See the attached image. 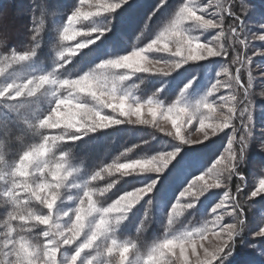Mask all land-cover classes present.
<instances>
[{"label":"rangeland","instance_id":"1","mask_svg":"<svg viewBox=\"0 0 264 264\" xmlns=\"http://www.w3.org/2000/svg\"><path fill=\"white\" fill-rule=\"evenodd\" d=\"M136 1L137 0H128V3L121 4L119 8L110 10L111 4L118 2V0H83V3H81V0H54L53 3L55 4L54 6L58 11V14L65 17V19L62 21V24L58 28L56 34L51 37L50 47L54 52L51 54V58H49L48 62H46L47 59L44 58L42 59L32 57L29 61L11 63V66L7 67L4 76L0 77V85L9 82L13 78L27 79L33 75L51 72L53 69H56V75L60 79H79L83 74H86L89 71L97 70V65L99 63H103L106 59L116 58L120 55H131L133 51H136L140 48H146L147 45L153 42L159 33L168 26L170 21L175 17V14L179 8L188 3V0H185L181 5H179L169 19H167V15L165 13L161 15L158 24L156 25V29L148 35H136L135 32H129L127 29H123L120 34L121 36L119 37V44L116 42L114 43V47L117 48L119 46L117 53L94 63L93 59L102 55V50H99L98 48L94 49L99 43L101 37L97 32L93 31V29L96 27L92 24L90 25V23L96 18L111 12L122 11V13L128 12V14H130L128 8L133 4V2ZM141 2L142 1L139 3ZM194 4L198 9V15H203L204 18L213 19L214 21L220 20L222 18L223 28L200 31L198 26L187 23L185 24L186 31L189 35L199 36L201 42H211L212 46L214 47L222 44L226 49V55L208 57L203 61H189L188 64L183 65L181 68L171 71L168 76H164L161 72L157 71L159 68L168 70L167 65L163 63L164 60L173 61L177 59L168 52L152 51L144 53V55L147 56V60L142 61L141 63L144 67L150 69V71L147 73L134 72L130 69H113L112 71L116 72L118 75H128L127 80L123 82H117V94L121 95L123 93H130L131 95L127 103L134 105L136 102H139V104L144 105V107L141 109L139 117L134 114V110L131 116H123L120 115L118 109L113 111L111 108H104L102 110L103 115L113 119H119L122 121V123L113 124L107 128L99 129L98 131L90 133L88 137L84 138L89 139L93 135L99 134L117 126H121L122 124L148 126L155 128L174 142L178 143L179 147L186 154V152L194 149V147L203 146L204 144L216 139L220 134L226 133V146L221 149L220 155L216 158H202L204 160L201 161L202 159H197L194 156L186 158V156H184L185 154H181L180 152L175 158H171L168 161L167 167L164 168V170L160 173L143 171L140 174H133L136 176H147L146 181H141L142 184L140 187L145 186L154 178L158 181L152 192L144 194L140 201L134 205L131 212L127 214V219L121 223L118 229V232H120L124 228L126 223L129 222V219L132 218L133 214L141 206L144 200L152 196L158 197V199L152 205L151 213L152 215H155L156 222L162 225L161 229L164 235L160 239L154 241L144 250L149 249L152 245L166 238L170 239L173 236L180 235L186 231H193L205 225H207L211 231L206 234L207 238L203 241H200V243H202L204 248H207L209 252H214L215 247L220 243V239L212 234V232L219 231L220 226L226 228L228 224L235 223L240 234L236 210L235 212L232 211L233 207L238 204V196L236 195L238 189L232 190L230 185L232 177L231 179H228L229 173H225L223 175V183L219 188H210L204 193L203 196L199 198V200H195L193 208L177 209L179 214H173L171 209L176 207L177 202L183 205L190 201H194L195 198L193 194L197 189L195 186H193L190 192L186 191L189 188V185L192 184L193 181H196L197 184H203V181L199 180L200 176H205V180L211 182V176L205 175L207 169L216 164V161L220 160L221 157H224L223 163L227 162L229 151L228 141L231 140L233 131L236 133V139L232 141V145L233 150L237 153V165L240 161V137L245 135L246 131L251 132V135L246 137L247 146L245 150H247L249 144L251 141H253L257 149L264 153V41L258 39L260 35H264V28L261 27V24H264V0H194ZM48 7L51 8V5L49 4ZM201 8H207V12H200L199 9ZM73 11H82L85 13L91 12L93 15L87 20L81 17L73 24L72 30L69 32L71 39H64L63 28L67 26V17H69ZM133 11L134 9H132L131 15L137 16ZM24 13L25 11H18L16 14L17 16H21V14ZM123 16H125V14ZM134 16L131 17L134 19L131 22L134 21V25H136L141 20V18ZM149 18V15L144 18L145 24ZM131 22L128 24L129 26L132 24ZM145 24L139 28L142 33H144V27H147ZM232 27H236L237 31L240 33L238 38L232 35ZM221 30L225 33V35L219 41H216L215 36L218 35ZM92 39H95V43L88 44V46L83 49L79 48L80 43H83L85 40ZM241 40H243L244 43H241ZM169 46L171 47V45ZM60 53H64L63 60L59 59ZM80 55H82V57H80ZM11 59L0 67H4L6 64L10 63ZM156 59H159L161 63H150V61H154ZM60 64H63V67L57 68V65ZM65 66L68 68V71H63ZM203 66H207V68L205 69ZM223 68L228 69V73L231 77H239V82H237L236 79H229V76L227 75H217V73H220ZM193 73H195L198 81L193 85V88L196 91L193 92L190 90L189 92L188 99L190 102L195 103L196 100L203 97L208 91L211 90V86L216 84V81L219 80L221 85L224 86H218V91L214 92L208 97L209 102H211L216 108L217 113L222 111L225 115L228 114V107L235 108V115L233 116L231 126L229 128L223 129L222 131H218L215 135L211 134L210 128L201 130L199 126L201 120L199 117L188 121L187 118L183 116L179 119L180 128L178 135L176 126L172 124L171 119L166 118L169 115L166 111L161 109L157 112L155 117H153L149 111L147 101L150 99L159 101L164 106V109L174 106L177 99H179V92L182 89V82L185 81L186 77L191 76ZM137 82L138 84H136ZM144 83H159L161 84L160 92L168 90V92L171 93V97L174 98L169 99L170 97H167L165 99H161L160 96L154 97L149 95L148 87H146L145 90L140 88V86H142ZM227 85H231V87H228ZM245 88L247 89V93H245ZM46 89H49V87L46 86V88L39 91L36 96L25 95L18 101L5 102L4 100H0V119L2 118L5 110L14 114L15 118L19 114L23 115L22 117L24 120H22L28 126L29 124L38 123L37 118L45 117L49 113V108L52 107V105H50L51 97L46 92ZM174 90L177 91L176 97L174 96ZM59 94L62 97H67L68 90L63 89ZM80 97L82 102L89 104L94 103L91 97H89L87 94L82 93L80 94ZM221 97H225V99H221ZM231 97H234V99H231ZM246 108L248 109L247 112L244 111ZM125 110L127 111V105ZM65 111H67V109H65ZM202 111L207 112L206 109H202ZM242 112L244 113L243 116L241 115ZM249 113L251 114V123L248 121ZM172 115L175 116L176 114L172 113ZM140 120L147 121V123H140ZM204 122L205 124L213 123L214 118L204 120ZM31 129L35 133H41L42 131H45L46 135H43L41 139L38 138L34 143H32V141L31 143L24 145L23 152L29 150L35 145L43 143L45 136H58L64 131L63 127L54 129L45 127L40 129L39 132H37L35 128ZM73 132L74 130L71 129L70 133L72 134ZM204 132L209 133L207 140L203 139ZM181 137H183L184 140L191 139L193 143L186 144L181 140ZM80 141L65 140L64 142H61L60 147L55 153L56 158H59L63 151L72 149L73 163L76 165L83 163L74 155V151H78V149H80L81 146L87 142L86 141L85 143L79 144L78 146L77 144ZM91 148H94L92 144L83 147L81 154L85 157V153H89L88 150ZM108 148L109 146L106 148L103 156L107 155ZM19 157L11 161L6 160L8 166L10 168L13 167L18 161ZM151 157L129 163L149 160ZM95 172L96 171L93 172V167L91 165L88 164L86 167L83 165V171L71 183L82 184L83 182L87 181L91 175H94ZM233 175L236 177L235 173ZM102 181L103 179L93 181L92 186L96 188H106L107 186H99ZM259 181L260 180H254L250 182L251 184L248 188V194L250 195L252 191H257L259 193L256 197L250 196L251 198L264 196V192L260 191ZM0 186V192L2 195L5 190L10 187V185L5 182H0ZM137 188L139 187L132 188L131 190H128L124 193H117L118 195L107 201V195H110L111 188L105 193V195L94 197V199L98 200L103 206H109L110 204L114 203L115 200L119 199L121 195H124L127 192L133 191ZM240 190L242 191L243 188ZM83 191V188L74 190L65 189L63 199L57 202L55 211H70L78 206L76 201L81 198ZM225 194H227L229 197L228 201L225 203V207L217 209V212L213 213L211 208L214 207L216 203H219L221 200H223ZM69 195L76 197V199L69 202L67 200V196ZM21 198L27 197L24 193H21ZM9 205L11 206L12 211V205ZM29 207L35 209L40 214H48V210L34 198L29 202ZM192 209L198 210L201 215L200 220L196 224L179 227L178 224L180 219H182ZM205 209H207L206 212ZM216 215L223 217L222 220L219 221V226L213 223V221H215ZM168 216H173V224L171 226L167 224ZM72 219H74V217H72ZM3 222V220L0 221V223ZM17 223L21 224L20 221H12V225L14 227H16ZM25 226L30 227L31 224ZM36 227L40 228L37 241L41 244H46L47 238H44L42 233L47 229V226L37 225ZM2 231H4V229L0 228V232ZM118 232L116 233V238L118 242L123 243L126 239L119 238L117 236ZM220 235L221 237L226 236V234L223 232H221ZM237 237L238 235L234 236L233 240L230 242L231 249L232 243ZM83 239L84 236L81 235V237L74 244L62 246L59 253V258H62L63 264H70V259L72 254H74L76 245L79 244ZM227 252L228 249L226 248L225 254ZM173 253L168 255L167 260L170 261L171 264H184L183 255L180 253V249L175 248ZM92 255V251L86 250L85 253H82L81 258L85 260L86 264V261L91 259ZM184 255L188 256L189 264H195L197 255H199L202 260L205 258L204 250L199 246L197 247L196 253H192L189 247ZM213 264H220V261L215 260L213 261ZM225 264H232V256L228 261L225 262Z\"/></svg>","mask_w":264,"mask_h":264},{"label":"snow or ice","instance_id":"2","mask_svg":"<svg viewBox=\"0 0 264 264\" xmlns=\"http://www.w3.org/2000/svg\"><path fill=\"white\" fill-rule=\"evenodd\" d=\"M81 3H83V0H81ZM125 3H128V0H118V2L111 4L110 10L119 8L121 4H125ZM114 4L116 5L115 7H113ZM197 11L198 9L194 4V0H188V3L184 4L182 7L179 8V10L175 14V17L170 21L168 26L165 27L163 31L159 33L156 39L153 40V42L149 43L146 48H140L136 51H133L131 55H120L116 58L106 59L103 63H99L97 65V70L98 69L103 70L110 67L112 69H130L134 72L147 73L150 71V69L144 67L141 63L142 61L147 60V56L144 55V53L152 52V51L168 52L171 53V55L173 57H176L177 59L173 61H168V60L163 61V63L167 65L168 70H165L164 68L157 69V71L161 72L164 76H168L171 71L181 68L183 65L188 64L189 61H203L206 60L208 57H217V56L226 55V49L223 47L222 44H219L216 47H214L212 46L211 42H207V43L201 42L199 36L189 35L188 32L186 31L185 24L187 23H190V25L198 26L200 31L223 28L222 18L220 20H215V21L213 19H206L204 18L203 15H198ZM199 11L202 13L207 12V8H201L199 9ZM92 15L93 13L91 12L85 13L82 11H73L72 14L69 17H67V26L63 28V38L71 39L69 32L72 30L73 24L77 22L81 17L87 20ZM261 27L264 28V24H261ZM111 30L112 29L110 27H106V26L97 27L93 29V31L97 32L99 36H103L105 32H109ZM231 33L233 36L237 38L240 35L236 27L231 28ZM224 35L225 33L221 30L219 34L215 36V40L219 41ZM32 39L35 40L36 37L33 36ZM258 39L264 41V35H260ZM240 42L244 43L243 40H241ZM91 43H95V39L85 40L83 43L79 44V48L83 49L87 47L88 44ZM169 45H171V47ZM35 55H36L35 49L20 55L13 54L11 62L6 64L4 67H0V77L4 76L7 67H10L11 63H20V62L29 61ZM7 59L8 58L5 57V60ZM59 59L60 60L64 59V53L59 54ZM150 63L160 64L161 61L159 59H156L154 61H150ZM62 67L63 64L57 65V68H62ZM203 67H205V69L207 68V66H203ZM97 70L89 71L86 74H83L79 79H60L56 75V69H53V71L47 72L45 74L30 76L27 79L13 78L9 82L0 85V100H4L5 102L18 101L21 97H24L25 95L36 96V94L42 89H45L46 86L49 88L58 89L59 91L55 92L54 97L51 98L50 100V105H52V107L49 108V113L43 118L38 117L37 118L38 123L29 124V127L41 128V129L47 127L54 129V128H61L66 125L70 126L71 124L74 123L75 126L72 127L74 132L70 136L64 137L61 142H64L65 140L80 141L88 137L90 133H94L99 129L107 128L113 124L122 123V121L119 119H113L106 115H103L102 110L104 108H111L113 109V111H116L118 109L120 115L123 116H131L134 110V114L137 115V117H139L141 113V109L144 107V105L139 104V102H136L134 105L128 104L127 102L130 98L131 95L130 93H123L121 95L117 94V82H123L127 80L128 75L121 74L120 77L117 79H114L105 84H100V82L96 78ZM217 75H227L229 76V79H236L237 82H239V77H231L230 74L228 73L227 68H223L220 73H217ZM197 81L198 78L196 77L195 73L185 78V81L182 82V89L179 92V99H177L176 104L174 106L164 109V106L159 101H154L151 99L147 101L149 111L153 117H155L157 115V112L160 111L161 109H163L169 114L166 118L171 119L172 124L176 126L178 135L180 128V124H179L180 117L182 116L186 117L188 121H191L192 118L190 117L189 114L194 109L216 110L213 104L209 102L208 97L211 96L214 92L218 91V86H224V85H221V82L217 80L216 84H213L211 86L210 91H208L200 99L196 100L195 103H192L189 101L188 95L190 90H192L193 92L196 91L193 88V85L197 83ZM80 84L88 85L91 90H88L86 88H80L78 86ZM227 86L231 87V85H227ZM63 89H69L71 94L68 95L67 97H62L59 93ZM82 93L87 94L89 97H91L94 103L89 104L82 102L81 99H78L80 97V94ZM245 93H247L246 88H245ZM233 98L234 97H231V99ZM221 99H225V97H221ZM126 105H127V111L125 110ZM65 109H67V111H65ZM244 111L247 112L248 109L246 108ZM172 113H175L176 115L173 116ZM227 113L228 114H226L225 119L218 122L217 127L211 129L212 135H215L218 131H222L223 129L229 128L231 126L233 116L235 115V108L228 107ZM241 115L243 116L244 113L242 112ZM93 121H103V123H100L99 126H97V124L94 123ZM248 121L249 123H251L250 113L248 116ZM140 123H147V121L140 120ZM202 123L205 124L204 121H200V125H199L200 128ZM250 135L251 132L246 131L245 135H242L240 137V154H241L240 159L243 156L244 150L247 146L246 137ZM208 136L209 133L204 132L203 139L207 140ZM47 139L49 143H51L60 138L58 136H47ZM235 139H236V133L235 131H233L232 138L231 140L228 141L229 151L227 156V162L223 163L224 157H221L220 160L216 161V164L212 165V167L208 168L207 171L205 172V175L211 176L212 178L211 182L205 180V176L199 177V180L203 181V184H197L196 181H193L192 184L189 185V188L186 191L190 192L193 186L196 187L197 190L193 194L195 198L194 201H190L183 205L177 202L176 207L171 209L173 214H179L177 212V209L193 208L195 200H199V198L203 196L204 193L208 191V189L219 188L223 183V179H222L223 174H220V172L218 171L221 168L229 169L228 179H231L232 175L236 171V165L238 161L237 153L233 150V145H232V141H234ZM181 140L186 144H191V143H187L183 137H181ZM42 145L43 143L35 145L29 150L23 152V154L19 157L18 161L12 167L14 174L19 170V166L23 162V157L27 156L29 152H34L39 150ZM181 151L182 149L177 146L172 151H168L152 156L149 159V161H151L154 157H159L161 160H163L166 154L172 155V158H175ZM121 164L131 165L133 163H121ZM167 164L168 162H166L163 167L154 168L150 172L160 173L164 170V168L167 167ZM119 165L120 164L118 165L113 164L107 168L110 167L118 168ZM31 171L32 170L29 169V174H31ZM99 172L101 171H96L95 174ZM214 172L217 173L215 178H213ZM44 175L48 176V179L51 182V175L49 173H44ZM241 179H243V177H241ZM24 180H25L24 177L16 176L15 180L13 181V184L5 190L4 195L9 200H13V201L26 200V198H21V193H24L26 197L32 195L33 198L36 201H38L41 205H43L49 212L50 210L45 206L44 201L51 199V188L41 183L39 186H32L29 191H25L26 188H29V185L24 183ZM157 182H158L157 179L154 178L150 182H148L145 186L139 187L127 193L139 192V191H143L144 194L150 193L156 187ZM259 184H260V191L264 192V180H260ZM40 188H44L45 191L41 192ZM74 189H81V188L74 186L71 190ZM258 194L259 193L257 191H252L250 193V196L256 197ZM124 195H121L120 197ZM81 198L85 199V201L87 199L86 197H84V191ZM81 198H79L76 201L78 206L72 209V215L70 219H72V217L75 218V214L81 211V207H87V203H85L83 206H80ZM228 199H229L228 195L225 194L223 200H221L219 203H216L215 206L211 208V211L213 213H216L217 209L225 207V203L226 201H228ZM117 200H115V202ZM114 203L110 204L109 206H103L100 204L97 211L95 212V216L97 217L96 220L97 223L100 220H105L109 222V227H110V218L112 214L111 213L106 214L105 210L107 208H110ZM56 205L57 204L53 205L51 209V212L53 214L56 213L55 211ZM236 208H239V204H236L233 207L232 211L235 212ZM206 211L207 209H205V212ZM222 218H223L222 216L216 215L215 221H213V223L219 226V221H221ZM7 220H10L11 224L12 221H20L21 223L25 222L23 220L15 219L12 213L8 214ZM244 223L245 221L243 219L239 220L240 225H243ZM167 224L169 226L173 224V216L167 217ZM233 226L237 227L235 223H230L227 225L226 228L220 226L219 231L212 232L213 235H215L218 239H220V243L215 247L214 252H209L208 249L204 248V245L200 243V241H203L204 239L207 238L206 234L211 231L208 228V226L205 225L193 231H186L181 233L180 235L173 236L170 239L166 238L158 242L156 253L159 255L161 259V264H168L169 262L167 260L168 255L170 253H173V250L175 248H179L180 253L183 255L184 264H189L188 256L184 255V253L189 247L192 253H196L197 247L199 246L200 248H203L205 258L202 260L200 256L197 255L195 264H213V261L215 260H219L220 264H225V262L228 261L232 256V249L230 248V242L233 240V237L237 235L236 231L233 230ZM45 231L46 230L43 231L42 235L44 238H47V243L42 245L49 244V238L44 235ZM101 231L104 230L101 229ZM221 232L225 233L226 236L221 237L220 235ZM255 234L258 237L264 236V228L258 229ZM81 235L84 236V239L79 244L76 245L74 254H72L70 259V264H73L72 257L76 258L75 264H82V262L83 264H85V260L81 258L82 253H85L86 250L94 248L102 240H106V236L108 235V233L105 232L104 235H101L99 232H97L95 225H93L91 228H85L84 231L79 236H73V233L70 231L65 236V240L67 242L64 243L63 246L74 244L81 237ZM93 237H95V239H93ZM106 243L110 244L111 241L110 242L106 241ZM127 246L128 245L119 244V242H117V246H115L116 254H118L123 247H127ZM252 246L256 247L255 244H253ZM226 248L228 249V252L225 254ZM49 250H50L49 248L45 249V251H49ZM60 251L61 248H58L56 252V264H61L62 262V258H59ZM78 253L79 255H77ZM25 264H31V259L26 260ZM86 264H92L91 260H87ZM124 264H126V261L124 262Z\"/></svg>","mask_w":264,"mask_h":264},{"label":"trees","instance_id":"3","mask_svg":"<svg viewBox=\"0 0 264 264\" xmlns=\"http://www.w3.org/2000/svg\"><path fill=\"white\" fill-rule=\"evenodd\" d=\"M140 1L142 2L139 3ZM184 1L137 0L128 8L130 14L128 12L122 13V11H116L104 14L93 20L90 25L92 24L96 28L106 26L112 29L109 32H105L103 36H100L101 39L94 49L98 48L102 50V55L94 58V63L117 53L119 46L117 48L114 47V43L119 44V37L123 29H127L129 32H135L136 35H148L156 29L161 15L165 13L167 19H169L177 7ZM53 2L54 0H0V40L5 41L0 46V66L9 61L13 54L20 55L25 52H30L33 49L36 50L34 57L47 59L46 62H48L51 54L54 53L50 47L51 37L56 34L62 21L65 19V17L58 14ZM49 4L51 8L48 7ZM132 9L141 18L136 25H134V21L131 22L134 20L131 18L134 16L131 15ZM18 11H25V13L17 16L16 13ZM124 14L125 16H123ZM147 15L150 18L145 24L144 18ZM130 22L132 24L129 26L128 24ZM144 24L147 27H144V33H142L139 28ZM33 36L36 37L35 40L32 39ZM5 57L8 59L5 60ZM67 69L65 66L63 71H68ZM146 87L149 89L148 94L154 97L160 96L161 99L167 97H170L169 99L174 98L171 97V93L168 90L160 92L161 84L159 83H144L140 86L143 90ZM174 96H177V91L175 90ZM22 116L19 114L15 118L14 114L4 110V114L0 119V142L4 144V156L7 161L19 157L23 152L24 145L32 141L34 143L38 138L41 139L43 135H46L45 131L41 133L33 132L31 127L23 122L24 119ZM87 139L78 142L77 145L79 146V144L87 141L78 151H74V155L83 162L85 167L88 164L91 165L93 172L101 171L113 164L118 165L149 158L171 151L177 146L179 147L178 143L153 127L133 126L129 124H122L121 126L106 130ZM226 142V133H223L209 143L203 146H196L194 149L186 152V154L181 151V154L184 153L186 158L194 156L197 159H213L220 155L221 149L226 146ZM90 144L94 148L89 149V153H85L86 156L84 157L81 154V150ZM108 146V153L106 156H103ZM243 157V162L240 159L237 165L235 171L236 177L232 175L230 182L232 190L239 189L236 192L238 196L237 203L239 204V208H236V214L238 216L237 223L240 234L232 243V264H264V254H262L264 253V236L258 237L255 234L258 229L264 227V196L251 198L248 194L251 181L264 179V153L259 151L255 143L251 141L247 150L244 151ZM102 174L105 178L99 186L114 184L110 190V195H107V201L118 195L117 193H124L132 188L140 187L142 184L141 181L147 180V176H124L119 171L111 176H108L106 173ZM116 181L118 183H114ZM241 188H243L242 191L240 190ZM157 199L158 197L152 196L144 200L132 218L129 219V222L118 232L117 236L127 241L135 242L142 250L150 246L154 241L160 239L164 235L161 229L162 225L156 222L155 215L151 213L152 205ZM4 200L5 197L0 192V203H3ZM10 212L11 206L9 204L0 206V221H6ZM200 217L201 215L198 210L192 209L180 219L178 225L182 227L196 224L200 220ZM241 219L245 221L243 225L239 224V220ZM19 225L20 223H17L16 227ZM39 233L40 228L35 227L33 232L26 233V235L37 241ZM253 244L256 245L255 248H252Z\"/></svg>","mask_w":264,"mask_h":264},{"label":"clouds","instance_id":"4","mask_svg":"<svg viewBox=\"0 0 264 264\" xmlns=\"http://www.w3.org/2000/svg\"><path fill=\"white\" fill-rule=\"evenodd\" d=\"M115 6L114 4L113 7ZM4 43V40H0V46ZM112 70L113 69L110 67L97 70L96 78L100 84H105L120 77L121 74L118 75ZM78 86L91 90L88 85L80 84ZM67 90L68 95H70L69 89ZM57 91L59 90L55 88L46 89V92L51 98L54 97ZM78 99H81V97ZM189 115L192 119L199 117L201 121L214 118V122L211 124L202 123L201 129L205 127L214 129L218 126V122L215 121H222L226 116L222 111L217 113V110L212 109L207 110V112L202 111V109H194ZM93 122L96 123L97 126L103 123V121ZM74 126V123L70 126H64V131L58 135L60 139L54 142L49 143L47 136H45L41 148L37 151L29 152L27 156H24L23 162L15 174L13 168H10L6 162L4 144L0 142V182H5L11 186L15 177L20 176L24 177V183L29 185V188H26L25 191H29L32 186H39L41 183L51 188V199L44 201L45 206L50 210L46 215L40 214L35 209L29 207V202L33 199L32 195H29L26 200L13 201L9 200L3 193L6 199L3 203H0V206L11 204V213L13 217L25 222L21 223L18 227H14L10 220L0 223V228L4 229V231L0 232V264H25V261L29 259H31V264H56V252L58 248H62L63 244L67 242L65 240L66 234L71 231L73 236H79L85 228H91L93 225H95L97 232L101 235H104L105 232H107L108 235L106 236V240H102L94 248L89 249L93 252L91 259H88L91 260L92 264H124L125 261L126 264H161V259L156 253L157 243L147 250H142L135 242L125 240L123 243L119 242V244L128 246L123 247L118 254L115 252V246H117L118 242L116 233L121 223L127 219V214L131 212L134 205L140 201L144 192L127 193L120 197L110 208H107L105 210L106 214H112L109 227L108 221L100 220L98 223L96 222L97 217L95 216V212L100 206V202L94 199V197L105 195L114 184H109L107 188H96L92 186V182L98 179H104L105 177L102 173L111 176L119 171L121 175L125 176L140 174L143 171H151L154 168L163 167L164 164L172 158V155L166 154L163 160L159 157H154L151 161H137L131 165L120 164L118 168L110 167L101 170V172L92 175L90 179L82 184L71 183L83 171V163L78 165L73 163L72 149L63 151L59 158H56L55 153L60 147L63 138L71 135L70 130ZM40 129L41 128H36V131L39 132ZM186 142L192 143L193 141L188 139ZM243 159L244 157L242 156L241 162H243ZM29 169L32 170L31 174H29ZM218 171L220 174L224 175L228 173L229 169L221 168ZM44 173H49L51 175V182ZM216 175L217 173L214 172L213 178H215ZM114 183H118V181ZM74 186L83 188L84 197L87 199L85 201V199L81 198L80 206L87 203V207H81V211L75 214L74 220L70 219L72 210L63 212L57 211L53 214L51 209L53 205L63 199L64 190H71ZM40 191L43 192L45 189L40 188ZM74 199H76V197L67 196L69 202ZM28 224H31V226L26 227L25 225ZM37 225L48 226L44 233V235L49 238L48 245H42L26 235V233L33 232ZM101 229L104 231H101ZM233 230L236 231L237 235L239 234L236 226H233ZM93 239H95V237H93ZM106 241H111V243H106ZM46 248L50 250L45 251ZM252 248L255 247L252 246ZM77 255H79V253ZM75 259V257H72L73 264H75ZM61 264H63V261ZM168 264H171V262L169 261Z\"/></svg>","mask_w":264,"mask_h":264}]
</instances>
